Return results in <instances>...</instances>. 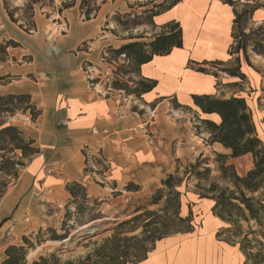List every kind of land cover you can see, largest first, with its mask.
I'll return each instance as SVG.
<instances>
[{
    "label": "crops",
    "instance_id": "obj_1",
    "mask_svg": "<svg viewBox=\"0 0 264 264\" xmlns=\"http://www.w3.org/2000/svg\"><path fill=\"white\" fill-rule=\"evenodd\" d=\"M232 1L235 5L227 0H181L154 17V26L158 29L154 35L170 22L180 23L183 46L167 55H155L141 66L140 76L155 80L156 85L140 97L141 105H138L124 93L104 92L99 86L92 88L83 69L85 62L100 65L102 49L117 42L108 32L97 42L91 40L103 32L109 12L124 8L123 0L104 3L106 8L102 6L90 20L82 18L78 4L58 12L61 20L56 21L52 30L63 32L60 36L53 35L51 43L42 36L50 25L37 20L35 14L38 32L28 37L10 19L4 1L0 0V42L13 39L20 43L18 47H10L8 59L0 63V75L15 77L0 84V95L28 93L42 110L31 129L41 152L28 161L2 197L0 225L18 227L24 215L34 209L31 206L34 200L61 206L70 197L66 185L74 180L85 185L89 197H97L100 192L93 173L85 171L84 147L102 151L109 163L108 172L105 171L107 180L117 184L135 181L143 187L151 184L157 187L172 173L174 158L189 157L199 147L202 153L228 154L230 150L219 142L209 144L208 134L202 139L186 125L185 120L191 121V117L197 122L205 118L219 121L218 115H205L194 104L192 95L195 94L244 97L264 143V74L258 67V64L264 67V56L249 53L250 62H247L243 52L231 51L234 10L260 4L245 26L248 32L264 25V0ZM85 41L92 43L90 51L75 53ZM238 57L244 79L220 70L236 67ZM217 61L223 64L214 63ZM199 67L208 71L201 72ZM136 106L138 110L134 109ZM168 115L171 124L167 130L172 131L171 136L159 125V120L164 123L163 116ZM183 125L188 129L181 134ZM204 142L209 149L203 150ZM249 156L231 157V160L249 159ZM191 202V208L189 201L182 202L181 212L187 215L192 211L194 230L158 240L148 257L134 264H246V255L239 244L217 236L226 223L212 212L214 200L200 197ZM194 208L209 209L202 223L196 221Z\"/></svg>",
    "mask_w": 264,
    "mask_h": 264
},
{
    "label": "rangeland",
    "instance_id": "obj_2",
    "mask_svg": "<svg viewBox=\"0 0 264 264\" xmlns=\"http://www.w3.org/2000/svg\"><path fill=\"white\" fill-rule=\"evenodd\" d=\"M102 1L98 0V3L101 4V7L106 8L103 5L104 3H114L118 0H106L104 3ZM123 1L125 2L124 8L109 12L102 26L103 32H100V35L91 40V42H97L108 32L117 42L108 44L102 49L99 59L100 65L84 63L83 69L90 67L94 77L98 79L94 86H91L92 88L99 86L100 90L104 92L114 90L124 93L126 97L135 99L136 103L141 105L138 94L134 93L140 79L137 73V64L125 54H117L115 50L125 43L149 41L155 36L154 34L158 29L152 24L151 15L154 11L164 8L173 0ZM61 2L62 0H47L35 5L37 20L41 19L46 23V26L50 25L49 29H46L47 32L43 33L42 29L39 30L49 43L54 41L53 35L60 36L63 32H54L52 30L53 26H56V21L61 20L58 13ZM9 5L11 9L22 7V10L16 14L19 19L18 22H14L15 25L26 33V36L36 35V32H38L37 25L35 30H26V28L30 27L29 21L25 17V0H9ZM36 18H34V21ZM82 18L84 19L83 16ZM20 23L24 24L25 27H20ZM248 23L249 18L243 22L245 26H248ZM122 40L124 41L121 42ZM34 44L39 48L37 42H34ZM251 46L249 45L248 52L254 56L255 53L251 50ZM91 47L92 43L85 41L74 52H89ZM38 50L44 52L40 48ZM259 65L261 64H258V67L264 74V67ZM208 68H211V66ZM13 78L15 77H8L0 81V84H6L12 81ZM115 81L122 82L124 85H121V88L123 89L113 88ZM138 107L136 106L134 109L138 110ZM163 117L165 122L162 123L159 120V125L168 136H171L172 131L167 130L168 125L171 124L168 120L170 115ZM4 120L21 128L27 137L33 138L31 133L34 132L31 129L36 121L32 120V115L29 111L26 114L17 112L15 115H7ZM185 122L187 126L192 128L193 134L202 139L205 134L210 137L204 125L196 126L200 122L195 121V117H191V121L187 118ZM186 125L180 127L181 134L188 129ZM207 142L210 144L209 139ZM35 145L37 146L36 142ZM204 145L202 146L203 150L209 149L206 142H204ZM201 149L199 147L194 150L189 157L174 158L172 160L174 167L172 173L167 174L157 187H154L153 184L149 187H143V185L135 181L117 184L110 179L107 180L106 172L103 170L106 168L108 160L103 156L102 151L84 147L83 153L86 152L88 157V166L93 170L90 171L89 169L88 173H93L96 187L100 192L98 196L90 197L86 202L83 196L79 194L77 204L73 203L69 197L65 203L58 207L49 206L45 201L40 200L38 202L34 200L31 204L34 209L24 215L19 221L18 227H12L6 223L2 226L0 225V264H4L6 259L5 251L10 245L24 246L27 249L22 264H33L41 256L48 257L52 253H56L62 261L84 259L90 252L94 251L97 243H101L105 237L114 233L120 222L145 213L140 220L124 229L125 235H140L144 230V223L149 220L147 219V213L150 211L155 212L153 220L156 221V224L154 226L158 225L160 227V225L166 224L170 230L187 229L188 224L180 223L175 218L178 213V198L169 195L166 190L165 196L160 203H153V195L159 188H165L164 181L169 175H173L171 183L174 189L180 192L179 200L181 198L185 204L189 201L190 208L193 199L197 200L201 195H218L219 189L226 190V196L239 198L232 199L234 204L231 206L230 216L233 223L230 233H227L225 237L234 242H242L247 252L250 253V264H264V210L259 205V202L264 199V183L262 182L261 188L256 192H251L242 184L236 183L237 175L245 177L250 170L254 169L252 154H249L252 159L249 156V159L231 160V151L226 154L227 157H220L218 153H202ZM18 153L19 155L21 154L20 151ZM29 159H23V161L28 163ZM23 169L24 167L18 168V176L21 175ZM96 170L97 172L100 170L101 173H96ZM17 179L13 175L0 172V201ZM258 182H260V178L250 181V183ZM130 183L134 184V186L129 185ZM213 186H215L214 190L211 188ZM242 191L250 198V204L257 218L252 217L251 212L240 200L243 196ZM208 211L209 209L207 208L199 210L194 208V214L197 213L196 221H201L202 223L203 217ZM52 231H55L58 235L66 234L67 238L52 240L54 233ZM24 237H26L27 241L24 240ZM148 245L152 246L151 244Z\"/></svg>",
    "mask_w": 264,
    "mask_h": 264
},
{
    "label": "trees",
    "instance_id": "obj_3",
    "mask_svg": "<svg viewBox=\"0 0 264 264\" xmlns=\"http://www.w3.org/2000/svg\"><path fill=\"white\" fill-rule=\"evenodd\" d=\"M5 9L13 22H18L19 17L16 14L22 7L11 9L9 0H3ZM47 0H25L24 10L26 12V19L29 21L30 29H36V23L34 21L35 5ZM53 1V0H50ZM106 0H103L104 3ZM181 0H173L167 6L160 10H156L151 15L152 24H154V17L169 10ZM231 5H235L232 0H227ZM78 4L81 12V16L86 20L95 18L101 8V4L98 0H62L61 6L58 8V12L62 13L63 10L70 8ZM260 6L255 3L253 6L245 5L241 11L237 9L235 12L234 26H233V44L231 47L232 53L243 52L247 62H250L248 47L251 46V50L258 55L264 56V25H259L256 28H251L249 32L245 31V25L243 22L245 19L250 18L253 11ZM117 14V13H115ZM20 27H25L20 23ZM20 43L13 40H4L0 42V63L5 62L8 59V49L10 47H18ZM183 46V32L180 23L170 22L163 27V30L152 37L149 41H131L125 43L120 48L116 49L117 54H125L130 57L137 64V73L140 77L138 85L134 93H137L139 98L146 92L152 90L156 81L152 79H145L140 76L141 66L149 61L155 55H167L171 53L174 48H181ZM27 59V57H24ZM16 60V59H13ZM86 64H91L85 62ZM216 64L222 65L223 62L217 61ZM236 67H224L220 69L232 76H239L244 79L245 75L240 71V58L236 59ZM199 71H208L205 67H199ZM11 75H0V81L10 77ZM122 82L115 81L113 88L123 89ZM194 104L201 109L205 115L216 114L219 116V121H214L210 118L201 119L196 126L204 125L205 129L209 132V142H219L225 148L231 151V157H239L245 154H252L254 159V169L250 170L245 177L236 176V183L242 184L247 190L256 192L261 188L262 182L264 183V143L258 135L255 122L253 120L252 111L244 97H230V98H218L213 95H192ZM30 112L32 120H35L42 113V110L38 109L36 104L32 101V97L28 93H9L0 95V172L7 175H13L18 178V168L25 167L27 163L23 159L30 158L38 155L41 149L35 145V139L27 137L24 131L16 125L5 122L4 118L7 115H15L17 112L26 114ZM21 152L19 155L18 152ZM220 157H227L226 154L218 153ZM86 157L87 166L85 171H93L88 166V157ZM28 160V161H29ZM109 163L103 170L107 171ZM97 171V170H96ZM98 173H101L98 170ZM173 175L164 181L165 188H159L153 195V203L158 204L165 196L166 190L169 195L178 198V213L175 218L180 223L188 224V228L185 230H170L166 224L154 226L156 221L153 220L155 212H148V221L143 225L144 230L140 235H125L124 229L140 220L143 214H138L130 219L124 220L118 224L114 233L111 236L105 237L101 243H97L93 252H90L86 258L79 260H66L62 261L56 253H52L50 256H41L39 260L34 261L33 264H134L140 262L148 257L150 251L154 248L155 243L171 234L176 233H188L194 230L193 213L190 211L187 215H183L181 212L182 200L180 192L174 189L171 180ZM260 178L258 183H250L251 180ZM134 186V184H129ZM212 190L215 186L211 187ZM66 189L70 193V200L77 204L78 195H82L87 202L90 198L87 194L85 185L78 180L69 182L66 185ZM243 196L240 198L246 208L251 212L253 218H257L254 214L253 207L250 204V198L247 197L244 191ZM201 198H210L214 200V206L212 212L226 223V227L220 229L217 233L219 238H222L229 243L239 244L241 250L246 255V264H250L249 255L242 242H234L225 237L227 233H230L231 220L230 209L233 206L232 199H239L237 197L226 196V190L219 189L218 195L202 196ZM262 210H264V199L259 202ZM52 235V240H63L67 238L66 234L58 235L55 231ZM24 240L27 241L26 237ZM148 244H151L150 247ZM26 248L24 246L10 245L5 253L6 259L4 264H22L26 255Z\"/></svg>",
    "mask_w": 264,
    "mask_h": 264
},
{
    "label": "built area",
    "instance_id": "obj_4",
    "mask_svg": "<svg viewBox=\"0 0 264 264\" xmlns=\"http://www.w3.org/2000/svg\"><path fill=\"white\" fill-rule=\"evenodd\" d=\"M84 72L86 74L88 82L90 83V86H94V84L96 83V80L98 79L94 77L93 72L90 69V67H86V69H84Z\"/></svg>",
    "mask_w": 264,
    "mask_h": 264
}]
</instances>
